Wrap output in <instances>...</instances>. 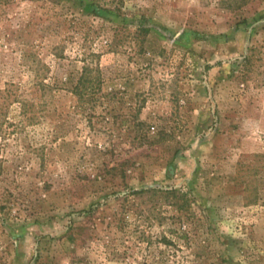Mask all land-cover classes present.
<instances>
[{
    "label": "rangeland",
    "instance_id": "obj_1",
    "mask_svg": "<svg viewBox=\"0 0 264 264\" xmlns=\"http://www.w3.org/2000/svg\"><path fill=\"white\" fill-rule=\"evenodd\" d=\"M0 264H264V0H0Z\"/></svg>",
    "mask_w": 264,
    "mask_h": 264
},
{
    "label": "trees",
    "instance_id": "obj_2",
    "mask_svg": "<svg viewBox=\"0 0 264 264\" xmlns=\"http://www.w3.org/2000/svg\"><path fill=\"white\" fill-rule=\"evenodd\" d=\"M87 71L88 68H83L82 75L80 76V78L77 81V84L74 87L76 95H83V93L81 92L87 88L86 84L90 82V80L86 78Z\"/></svg>",
    "mask_w": 264,
    "mask_h": 264
}]
</instances>
